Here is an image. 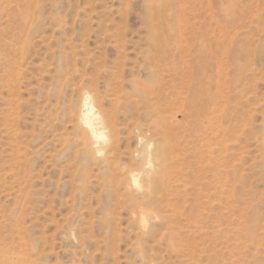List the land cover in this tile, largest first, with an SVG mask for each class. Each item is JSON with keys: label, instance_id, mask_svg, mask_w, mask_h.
I'll use <instances>...</instances> for the list:
<instances>
[{"label": "rangeland", "instance_id": "rangeland-1", "mask_svg": "<svg viewBox=\"0 0 264 264\" xmlns=\"http://www.w3.org/2000/svg\"><path fill=\"white\" fill-rule=\"evenodd\" d=\"M155 1L0 0V264H264V0Z\"/></svg>", "mask_w": 264, "mask_h": 264}, {"label": "bare ground", "instance_id": "bare-ground-1", "mask_svg": "<svg viewBox=\"0 0 264 264\" xmlns=\"http://www.w3.org/2000/svg\"><path fill=\"white\" fill-rule=\"evenodd\" d=\"M177 1L181 5V7H183L184 0H177ZM155 4H156L155 0H150V2L148 4V8L150 10L151 19H152L151 20V26H152L151 29H152L153 37L155 39L156 44H163L165 42L164 39L167 35V31H169V29L173 25V23L168 20V22H170V27H168V24L165 26V22H163V20H162V17H163V15L161 13L162 11H160L162 9L161 8V6H162L161 0H159V6H156V7H158L157 9H158V11H160V13L159 12L156 13L154 11V5ZM180 22H179V25H180ZM166 27H168V28H166ZM216 36H217V34H216ZM201 37H202V35L200 36V39H202ZM181 38H184L183 33H181ZM212 40H214V39L212 38ZM218 40L216 39L213 42L215 44L214 49H216V51H215L216 53H214L216 65L218 64V61H219V59H218V55H219L218 54V47H219ZM202 46L206 47L204 41H203ZM203 47H202V49H204V50H202V52H200V54L198 55V57H197L198 59H197L196 63L190 65V63L188 61H186V73H190V76H192V77L195 74L201 75V74L205 73L202 63L207 59L208 53L210 51L206 50L207 48L205 49ZM203 82L202 81L197 82V81L193 80L191 82V85H190L191 96L189 98L191 100V104H192L193 108L196 110V114L194 112H193V114H195L197 116L206 114V110L208 108H210L209 105L212 102L211 98H209V89L206 88V86ZM92 98H91V95H89L88 93L84 94L83 101H82V112L80 115V122H81L82 127L84 128L85 137L88 140L93 141L95 144H104V143H106V137L107 136H105L103 133H100L101 131L99 132L101 125L97 121V117L100 118V116H99V113L96 110L95 106L93 105V102L91 103ZM86 101H87V103H86ZM92 101H93V99H92ZM220 112H221V110H220ZM150 162H151V160H150ZM167 170L168 169H167V155H166V153L164 152L162 154H157V156L155 158L153 170H151V172L145 177V180H144V183L146 185V187H145L146 193H148L150 195V198H151V191L152 190L158 191L159 195L162 194L163 189H164V185L166 183L165 181L168 178ZM137 173L136 172L131 173V180L134 183L135 187H137V189L141 190L145 186V185L139 184V177L143 172L142 173L140 172L141 173V174L139 173L140 175ZM154 184H156V185H154Z\"/></svg>", "mask_w": 264, "mask_h": 264}, {"label": "clouds", "instance_id": "clouds-1", "mask_svg": "<svg viewBox=\"0 0 264 264\" xmlns=\"http://www.w3.org/2000/svg\"><path fill=\"white\" fill-rule=\"evenodd\" d=\"M86 103H87V101H86Z\"/></svg>", "mask_w": 264, "mask_h": 264}]
</instances>
